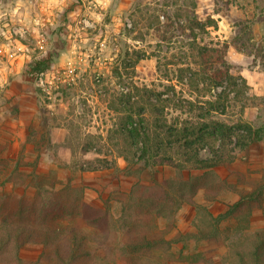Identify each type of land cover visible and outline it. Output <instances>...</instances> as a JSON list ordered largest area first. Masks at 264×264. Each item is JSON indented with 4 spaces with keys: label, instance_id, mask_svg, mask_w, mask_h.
Here are the masks:
<instances>
[{
    "label": "rangeland",
    "instance_id": "obj_1",
    "mask_svg": "<svg viewBox=\"0 0 264 264\" xmlns=\"http://www.w3.org/2000/svg\"><path fill=\"white\" fill-rule=\"evenodd\" d=\"M42 58L52 68L35 73ZM224 64L238 79V95ZM221 94L226 113H208V102ZM140 107L154 126L243 122L256 139L245 148L235 146V137L226 142L227 166L198 170L188 163L178 170L177 145H162L159 156L153 146L141 159L143 144L128 139L126 120L132 114L137 120ZM220 149L217 140L197 153L209 159ZM13 175L30 183L43 175L56 188L71 178L91 207L108 201L117 219L132 186H148L137 196L152 199L150 188L164 179L188 189L181 175L197 190L194 202L214 215L244 197L211 240L191 235L197 212L184 203L170 233L184 238L170 253L142 256L190 264L179 259L182 252L196 264H234V244L247 245L248 235L264 229V0H0V196L31 197L33 188L13 187ZM255 189L261 195L253 202L246 194ZM139 219L145 227L166 224L146 212ZM43 250L27 243L21 256L35 261Z\"/></svg>",
    "mask_w": 264,
    "mask_h": 264
},
{
    "label": "trees",
    "instance_id": "obj_2",
    "mask_svg": "<svg viewBox=\"0 0 264 264\" xmlns=\"http://www.w3.org/2000/svg\"><path fill=\"white\" fill-rule=\"evenodd\" d=\"M224 66L226 67L225 64ZM51 68V60L42 58L36 60L34 72L40 74L50 71ZM226 70L227 72H224V75H227L226 82L233 83L238 95L240 91L236 84L238 79L230 75L229 68L226 67ZM215 78L219 86L225 82H222V74L220 77L216 75ZM242 83L245 85L246 81L242 79ZM158 97L160 99L161 95ZM224 99V95L221 94L219 101L208 102L210 107L208 113L214 111L224 115L229 106H226ZM161 101L168 102V99ZM130 104L129 101L128 105ZM151 106L156 110V104ZM140 110L137 113V120H134L133 114L128 116L126 122L132 126L125 130L128 139L133 143L143 144L140 158L146 159L153 146L155 150L158 149L156 156H159L164 151L162 145H167L168 149L177 145L178 170L185 168L188 163L198 170L227 166L230 163L228 159L232 156L224 151L226 142L235 137V146L245 148L249 142L256 139L255 133L247 123L239 122L234 126L214 120L199 124L187 121H178L175 124L166 121L160 124L158 121L154 126L146 123L143 118L145 108L140 107ZM217 140H220L219 152L209 159L199 157L197 148L210 145ZM164 159L171 161L169 157ZM13 177V187L33 188L34 191L31 197L15 193L5 194L6 196L2 198L0 196V264H166L164 260H145L142 256L148 252L170 253L168 250L176 241L180 242L184 238L185 234L179 231L170 237V233L176 227L174 213L184 203L193 204L197 212V232L191 235L197 239L211 240L220 238L221 223L233 213L234 207H237L244 198L241 197L225 213L214 215L206 206L194 202L192 197L197 190H193L192 181L186 182L181 175L180 179L184 182L179 184L187 183L183 187L188 189L179 187L177 179H164L150 188L152 191L147 197L152 199L137 196L138 189H146L148 186L139 184L132 186L128 193L122 194L126 198H121V216L117 219L112 215L108 201H104L103 208L91 207L84 200L83 189L73 185L71 178L56 188L54 180L51 181L50 187L46 186L44 180L46 178H42L43 175L35 176L33 183L22 181L20 176ZM259 195L261 189L246 194L253 202L259 200ZM144 212L165 219V227L160 228L157 222L142 226L139 217ZM27 243L43 246L44 250L39 259L29 261L21 256V249ZM246 243L247 245L242 246L234 244L231 251L235 258L234 264H264V229L248 235ZM179 259L196 264L190 256L182 252L179 253Z\"/></svg>",
    "mask_w": 264,
    "mask_h": 264
}]
</instances>
